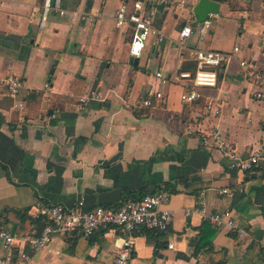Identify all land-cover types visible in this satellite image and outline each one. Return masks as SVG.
I'll list each match as a JSON object with an SVG mask.
<instances>
[{
    "label": "crops",
    "instance_id": "0c3cea01",
    "mask_svg": "<svg viewBox=\"0 0 264 264\" xmlns=\"http://www.w3.org/2000/svg\"><path fill=\"white\" fill-rule=\"evenodd\" d=\"M136 1L63 0L66 14L52 13L42 26L44 0H1L0 77L22 82L25 109L0 91V231L16 238L15 255L27 254L28 264H112L125 237L116 227L55 236L33 253L24 239L45 226L34 217L37 204L117 208L167 187L161 209L174 213L173 225L137 232L131 264H264V161L234 170L212 137L219 133L239 156L264 153V98L239 66L264 70V0H221L205 35L183 44L179 33L196 26L199 0H146L142 13L165 41L151 35L139 58L130 53L132 25L116 22L119 8L131 13ZM235 47L216 87L178 80L195 70L197 50ZM194 89L201 97L183 103ZM155 92L165 95L162 107L140 105ZM93 95L100 100L81 102ZM225 211L235 230L211 222Z\"/></svg>",
    "mask_w": 264,
    "mask_h": 264
},
{
    "label": "built area",
    "instance_id": "2783aa9c",
    "mask_svg": "<svg viewBox=\"0 0 264 264\" xmlns=\"http://www.w3.org/2000/svg\"><path fill=\"white\" fill-rule=\"evenodd\" d=\"M63 0H44L43 3V20L42 26L48 15L52 13L64 16L66 11L62 8ZM144 1L137 0L130 13L126 4H123L116 13V22L118 27L131 24L133 27V38L130 53L133 57H140L151 35L157 34V44L165 41V36L158 32L151 20L142 13L144 9ZM1 10V0H0ZM214 15H209L208 19L196 26H186L179 33L178 41L183 44L194 32L204 36L207 30L212 26ZM239 47H235L233 53H227L213 49H200L194 54L196 68L194 71H183L179 74V81H186L195 88H214L217 86L219 78V70L229 65L235 59V53H239ZM240 70L243 75L257 85L260 91L257 98H264V70L259 69L254 64L242 60L239 62ZM162 83L166 79L162 73H158ZM22 82L15 77H0V91L6 93L15 100L14 108L16 110H24V102L19 100V94ZM49 88V84L45 85ZM200 94L194 89L184 92L181 95L183 103H193L200 98ZM90 100H100V96L93 95L82 98L81 102L86 103ZM165 103V95L161 92H155L152 96L145 98L140 102L141 106L152 108L162 107ZM216 108V109H215ZM207 109L214 110L215 115H220L221 110L214 102H209ZM216 140L217 149L229 160L232 169L249 172L257 168L264 161V153L250 150L247 156H239L234 146L224 141L219 133L212 136ZM219 194H231L230 189H221ZM171 194L167 190H160L152 195H147L141 200L128 199L117 208H105L97 206L93 209L86 210L83 204H79L73 208H66L61 205H48L38 203L34 217L45 222V226L39 235H29L24 240L28 243L33 253H38L47 249L55 236H65L73 233H80L86 238L92 237L96 232L105 230L110 227L120 228L125 232L124 240L118 247L112 264H131L135 248V234L141 230L152 232L167 233L174 222V213L170 210L161 209V206L168 203ZM204 214V210H196ZM211 222L220 227L227 226L231 230L236 229V223L230 211L216 213L211 215ZM17 240L8 231H0V264H28L30 257L23 253H17ZM170 249L174 248L173 244L169 245Z\"/></svg>",
    "mask_w": 264,
    "mask_h": 264
},
{
    "label": "water",
    "instance_id": "95a60500",
    "mask_svg": "<svg viewBox=\"0 0 264 264\" xmlns=\"http://www.w3.org/2000/svg\"><path fill=\"white\" fill-rule=\"evenodd\" d=\"M221 0H199L194 7V14L196 15L198 22L201 24L205 22L209 15L219 14ZM163 8V5H161ZM161 9V8H160ZM138 63V60L133 58L132 62Z\"/></svg>",
    "mask_w": 264,
    "mask_h": 264
},
{
    "label": "trees",
    "instance_id": "16d2710c",
    "mask_svg": "<svg viewBox=\"0 0 264 264\" xmlns=\"http://www.w3.org/2000/svg\"><path fill=\"white\" fill-rule=\"evenodd\" d=\"M195 69V65H194V67H192L191 68V70H194ZM188 69H183V71H187ZM161 189H164V190H167L168 192H171L170 190H171V188L169 189V188H161Z\"/></svg>",
    "mask_w": 264,
    "mask_h": 264
}]
</instances>
